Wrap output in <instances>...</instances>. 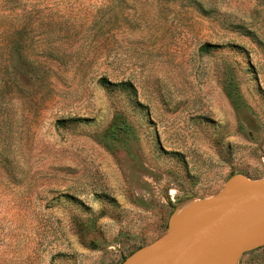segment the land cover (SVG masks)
Here are the masks:
<instances>
[{"label": "rangeland", "instance_id": "rangeland-1", "mask_svg": "<svg viewBox=\"0 0 264 264\" xmlns=\"http://www.w3.org/2000/svg\"><path fill=\"white\" fill-rule=\"evenodd\" d=\"M235 175H264V0H0V264H121Z\"/></svg>", "mask_w": 264, "mask_h": 264}, {"label": "water", "instance_id": "water-1", "mask_svg": "<svg viewBox=\"0 0 264 264\" xmlns=\"http://www.w3.org/2000/svg\"><path fill=\"white\" fill-rule=\"evenodd\" d=\"M264 246V175H235L213 196L177 210L166 232L121 264H237Z\"/></svg>", "mask_w": 264, "mask_h": 264}]
</instances>
